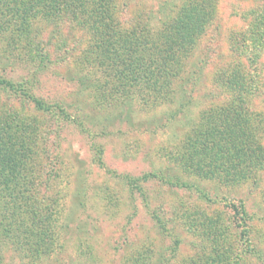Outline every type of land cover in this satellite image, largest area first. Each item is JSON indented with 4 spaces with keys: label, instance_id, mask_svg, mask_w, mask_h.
<instances>
[{
    "label": "rangeland",
    "instance_id": "obj_1",
    "mask_svg": "<svg viewBox=\"0 0 264 264\" xmlns=\"http://www.w3.org/2000/svg\"><path fill=\"white\" fill-rule=\"evenodd\" d=\"M185 1L113 0V18L123 30L161 29ZM207 3L208 22L175 64L170 99L154 107L99 101L93 87L73 80L84 32L66 14L32 24L31 55L13 60L0 50V77L14 84L0 86V112L37 124V190L59 215L63 244L31 258L0 225V264H210L214 245L238 264H264V169L235 185L189 175L165 156L202 112L235 96L261 123L264 147V0ZM238 81L245 86H227ZM233 205L247 214L245 243Z\"/></svg>",
    "mask_w": 264,
    "mask_h": 264
},
{
    "label": "trees",
    "instance_id": "obj_2",
    "mask_svg": "<svg viewBox=\"0 0 264 264\" xmlns=\"http://www.w3.org/2000/svg\"><path fill=\"white\" fill-rule=\"evenodd\" d=\"M207 4V0H186L177 18L161 29L123 30L113 18V0H0V50L13 60L27 52L31 55L38 46L32 41V24L53 22L66 14L84 32L73 80L85 88L93 87L99 101L135 99L154 107L170 99L175 64L187 56L208 22ZM13 85L0 77V86L13 89ZM240 85L245 86L241 81L227 82L230 88ZM244 90L241 87L239 92ZM23 95L37 108L48 110L42 100L25 91ZM261 131L262 125L250 114L244 97L235 96L202 112L165 156L189 175L236 185L253 171L264 169ZM39 143L40 131L32 117L0 112V225L5 236L31 258L51 255L63 246L56 231L59 215L37 190ZM232 208L235 221L243 227V241L247 214L235 205ZM221 246H213L210 264H238L231 259L232 252ZM245 250L256 254L253 249Z\"/></svg>",
    "mask_w": 264,
    "mask_h": 264
}]
</instances>
